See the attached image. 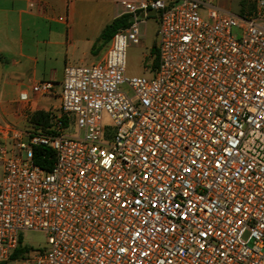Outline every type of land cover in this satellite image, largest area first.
I'll use <instances>...</instances> for the list:
<instances>
[{
    "label": "built area",
    "instance_id": "built-area-1",
    "mask_svg": "<svg viewBox=\"0 0 264 264\" xmlns=\"http://www.w3.org/2000/svg\"><path fill=\"white\" fill-rule=\"evenodd\" d=\"M121 6L98 61L20 92L58 98L52 132L0 122V264H264V0ZM150 11L157 68L128 78ZM24 232L46 248L12 260Z\"/></svg>",
    "mask_w": 264,
    "mask_h": 264
},
{
    "label": "crops",
    "instance_id": "crops-1",
    "mask_svg": "<svg viewBox=\"0 0 264 264\" xmlns=\"http://www.w3.org/2000/svg\"><path fill=\"white\" fill-rule=\"evenodd\" d=\"M123 1L139 0H0V101L13 114L2 112L0 121H17L21 91L32 97L31 85L62 80L65 66L98 61L105 50L100 35L122 16ZM150 13L147 19L155 17ZM53 98L34 99L31 111L58 109L59 100L54 106ZM44 103L48 107L40 106Z\"/></svg>",
    "mask_w": 264,
    "mask_h": 264
},
{
    "label": "rangeland",
    "instance_id": "rangeland-1",
    "mask_svg": "<svg viewBox=\"0 0 264 264\" xmlns=\"http://www.w3.org/2000/svg\"><path fill=\"white\" fill-rule=\"evenodd\" d=\"M255 0H216V5L223 11L229 12L234 15H242L241 13L252 7V4ZM246 3V7L242 3ZM157 29L158 24L156 23V18L147 19L145 24L140 25L141 38L138 44H129L126 50V77H150L154 56L151 54V49L157 44ZM97 46L98 54H102V48ZM89 64V63H87ZM56 93L59 94L61 83V78L58 77ZM57 98H53L50 102L56 106L58 104ZM45 102H47L45 100ZM23 103L20 102L18 110L16 111L17 121L12 124L20 127L29 129L32 125L29 123V118L31 113L38 111H31L32 107L29 110L23 107ZM43 107H48L46 103L40 105ZM47 111H50L55 115L57 108H50ZM5 112L7 114L11 113V107L5 101H0V114ZM13 115V114H12ZM1 122V121H0ZM21 243L23 246L32 249H42L46 248V235L43 233H33V232H24L21 234ZM13 264V263H10Z\"/></svg>",
    "mask_w": 264,
    "mask_h": 264
},
{
    "label": "trees",
    "instance_id": "trees-1",
    "mask_svg": "<svg viewBox=\"0 0 264 264\" xmlns=\"http://www.w3.org/2000/svg\"><path fill=\"white\" fill-rule=\"evenodd\" d=\"M256 0L252 4V7L243 11L241 14H249L254 8H255ZM243 6L246 7V3H242ZM130 16L122 15L119 18H116L113 20L109 25H107L104 30L102 31L100 35V41L102 48H105L108 44L109 40L113 36L115 32H117L119 29H123L129 26L130 24ZM151 54L154 56L153 60V68L152 71H155L157 68V46H153L151 49ZM53 113L50 111H43L38 110L33 113H31L29 118V123L32 125L29 129H32L34 131L44 132V133H50L51 131V125L50 121L53 117ZM54 154L49 148L45 147H37L34 150V157L33 160L36 165H38L40 168H42L45 171H49L51 168V165L53 163ZM28 249L22 245L21 240L19 241L18 247L15 249V251L11 255V259L16 258H22L26 253Z\"/></svg>",
    "mask_w": 264,
    "mask_h": 264
},
{
    "label": "water",
    "instance_id": "water-1",
    "mask_svg": "<svg viewBox=\"0 0 264 264\" xmlns=\"http://www.w3.org/2000/svg\"><path fill=\"white\" fill-rule=\"evenodd\" d=\"M151 15H154L155 14V12L154 11H151V13H150Z\"/></svg>",
    "mask_w": 264,
    "mask_h": 264
}]
</instances>
